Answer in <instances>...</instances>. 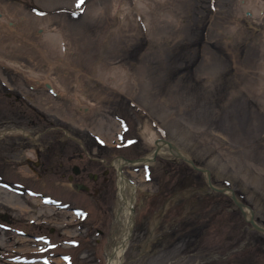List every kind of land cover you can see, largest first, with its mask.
Listing matches in <instances>:
<instances>
[{
	"label": "rangeland",
	"instance_id": "1",
	"mask_svg": "<svg viewBox=\"0 0 264 264\" xmlns=\"http://www.w3.org/2000/svg\"><path fill=\"white\" fill-rule=\"evenodd\" d=\"M146 2L148 17L136 0H0L15 21L0 28V56L62 86L0 64V121L19 130L0 138L2 180L19 185L0 186V264H105L120 234L112 161L150 151L144 123L264 227V17L244 15L239 0ZM167 12L173 20L157 15ZM42 20L61 31L65 57L40 42ZM112 67L124 88L105 80ZM30 151L43 161L35 170ZM74 167L89 191L66 180ZM123 171L141 187L123 264H264V232L203 171L170 154Z\"/></svg>",
	"mask_w": 264,
	"mask_h": 264
},
{
	"label": "bare ground",
	"instance_id": "2",
	"mask_svg": "<svg viewBox=\"0 0 264 264\" xmlns=\"http://www.w3.org/2000/svg\"><path fill=\"white\" fill-rule=\"evenodd\" d=\"M138 9L142 11L148 17V11L151 10V4L147 3L146 0H136ZM238 5L242 9V13L247 17L256 18L264 17V1L263 0H239ZM160 18L166 17V20H173L172 14L160 13ZM145 16V17H146ZM146 17V18H147ZM148 19V18H147ZM15 23L11 19V16L4 11L0 10V28H7L6 24L13 26ZM9 29V27H8ZM38 31L40 32L39 40L46 47L47 50L52 51L59 57H65L66 50L64 49V37L61 31L57 27H48L47 21L42 20L39 22ZM0 64L7 65L15 70L22 71L25 78L33 85H45L51 86L52 90H56L58 94H62V86L55 81L54 78L48 75L35 72L31 68L21 66L17 61L5 59L0 56ZM116 70L114 67L109 68L103 72L105 80L115 87L124 88L125 80L124 77L116 76ZM74 103L78 104L77 107L81 110L82 106L88 105V102L81 96L74 97ZM91 108V106H89ZM87 109V108H84ZM141 137L149 144L152 148L144 157L134 160H128L121 156L113 159L112 165L117 171L116 180V198L117 205L115 206L116 219L119 222L120 234L116 237L112 244V247L107 252L105 264H123L124 254L128 246V240L133 225L134 206L137 199L138 191L141 189L136 181L130 180L124 173L123 167L125 165H136L139 163L150 164L158 154H170L184 159L185 161L190 160L188 155L177 148H170L168 144L163 141V138H159L154 129H152L147 123H144L140 129ZM166 140V139H165ZM168 141V140H167ZM157 153L154 155V153ZM28 159L34 158L32 151L27 153ZM188 162V161H187ZM191 162V161H190ZM188 162V163H190ZM206 172H204L205 174ZM225 191L229 192L230 190ZM243 210L247 217L250 216V212L247 207L243 205Z\"/></svg>",
	"mask_w": 264,
	"mask_h": 264
},
{
	"label": "flooded vegetation",
	"instance_id": "3",
	"mask_svg": "<svg viewBox=\"0 0 264 264\" xmlns=\"http://www.w3.org/2000/svg\"><path fill=\"white\" fill-rule=\"evenodd\" d=\"M4 96L5 97H7V98H10V97H12V94L11 93H9V92H5L4 93ZM14 98H15V100H18V97L17 96H14ZM8 120V119H7ZM5 121V120H4ZM3 120L2 121H0V138L1 137H3V136H5L6 134H12V133H17L19 130L17 129V128H15V125H14V123L12 122L11 123V126H6L4 123ZM9 125V124H8ZM27 139H31V137L29 138V137H27ZM35 151V150H34ZM41 152H38L37 153V156H38V158L40 159V157H41ZM27 160V163H28V165H29V167H30V169L31 170H35V167L37 166H40V165H43V161L42 160H38L37 158H36V160H32V159H26ZM73 167V166H72ZM71 170H72V168H71ZM81 170L80 169H77V172H75V173H73V174H70V173H68L67 175H66V180H68L71 184H72V187H74V189H76V187L79 185V184H83V185H85V186H87L88 187V190H86V191H89V188H91V186L88 184V183H86V182H80V181H82V179H77V177H79V176H81L82 174H81ZM106 173V175H104ZM109 174V171L108 170H106V172H104L103 174H102V177L103 178H106L107 177V175ZM62 175H63V173H62ZM84 176V175H83ZM83 176H81V177H83ZM2 177H3V175L0 173V186L2 187V188H7L8 190H12L13 188H15V189H17V190H19V185H17L15 182H12V183H10V182H7V181H4V180H2ZM85 178L89 181V182H91V183H93V185H95V183L97 184V182H98V179H99V174L98 173H93V172H87V173H85ZM85 181V180H84ZM14 186H16V187H14ZM20 187H22V188H24V189H26L25 191H28V192H31V193H33L34 194V192L32 191V190H30V188H27V187H23V185L22 186H20ZM93 187V186H92ZM94 189L96 190L97 188H95L94 187ZM38 194V193H37ZM48 198H47V197ZM43 200H46V201H50V203H51V205H54L55 207L57 206L58 208H62L63 209V202H61L60 200H58L57 198H53V197H51V196H49V195H45V196H43ZM0 218H1V220L2 221H4V222H6V224H9L8 222H9V218L6 216V215H4V214H0ZM4 224V223H3ZM4 227V226H3ZM20 229L19 228H16V232L18 231V232H20V233H23V234H26V232L24 231V230H21V231H19ZM47 236H49V235H47ZM46 237L44 236H39V237H36V240H41L42 241V239L44 240Z\"/></svg>",
	"mask_w": 264,
	"mask_h": 264
},
{
	"label": "water",
	"instance_id": "4",
	"mask_svg": "<svg viewBox=\"0 0 264 264\" xmlns=\"http://www.w3.org/2000/svg\"><path fill=\"white\" fill-rule=\"evenodd\" d=\"M47 88H49V89H51V86L49 85V84H47ZM163 141H165L167 144H168V146L170 147V148H176L170 141H167V140H163ZM157 153L155 152L154 153V155H156ZM188 162H190L191 160H187ZM190 164L193 166V168H195V169H198V170H201V171H203V172H206V170H204V169H202V168H200V167H197L196 165H194L192 162H190ZM74 172H77V167H74ZM206 178H207V181H208V184L211 186V188H213L214 190H218V191H224V189H221V188H217V187H215L214 185H212L211 184V182H210V179H209V175L207 174V172H206ZM76 189L77 190H79V189H82V190H88V187L87 186H85V185H83V184H79L77 187H76ZM230 192H231V198L234 200V202L239 206V208L241 209V211L243 212V214L245 215V212H244V210H243V204L237 199V197L235 196V194L230 190ZM245 217H246V220L247 221H249L252 225H253V227L256 229V230H258V231H262V232H264V227H261V226H259V225H257L256 223H255V221L253 220V216H252V214L250 213V216L249 217H247L246 215H245Z\"/></svg>",
	"mask_w": 264,
	"mask_h": 264
},
{
	"label": "snow or ice",
	"instance_id": "5",
	"mask_svg": "<svg viewBox=\"0 0 264 264\" xmlns=\"http://www.w3.org/2000/svg\"><path fill=\"white\" fill-rule=\"evenodd\" d=\"M84 2L85 0H77V7H80Z\"/></svg>",
	"mask_w": 264,
	"mask_h": 264
}]
</instances>
